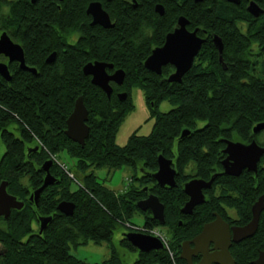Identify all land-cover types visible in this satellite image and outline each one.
Segmentation results:
<instances>
[{
	"label": "trees",
	"instance_id": "trees-1",
	"mask_svg": "<svg viewBox=\"0 0 264 264\" xmlns=\"http://www.w3.org/2000/svg\"><path fill=\"white\" fill-rule=\"evenodd\" d=\"M89 1L0 0V33L5 30L18 42L26 65L36 69V73L22 70L12 61L8 63L11 79L0 75V139L4 144L0 182L6 180L7 192L24 202L7 218L0 216V264H185L178 257L179 243L211 220L212 210L229 222L245 224L251 218L253 201L264 192L263 154L256 174L246 169L238 176L220 174L204 191V203L191 215L180 212L187 199L184 182L192 177L209 179L222 170V139L249 142L254 138L264 145L259 134L252 131L256 123L264 121V84L242 81L247 72L237 62L232 39L223 43V61L230 63L223 69L211 39L213 34L237 31L238 5L225 0H98L114 23L112 28H104L89 24L85 14ZM156 4L164 7L162 15L155 11ZM180 15L189 20L187 28L197 27V34L205 41L181 82H169L172 65L162 66V73L156 74L145 68L144 60L154 47L163 44ZM72 33H77L74 41ZM53 51L55 60L46 62ZM94 60L112 63L108 72L120 68L125 73L121 85L110 82V98L82 71L85 63ZM134 85L144 90L152 112L163 99L176 106L154 113L149 134L133 133L120 146L115 135L133 107L130 91ZM119 92H126L124 100L118 99ZM79 95L88 111L89 133L83 146L64 133ZM200 122L203 124L198 125ZM183 129L190 132L180 137ZM62 151L76 158V168L83 173L79 179L75 175L79 187L70 189V178L53 162L50 172L58 182L46 186L37 201L30 199V189L43 182L41 164L49 159L48 152ZM159 154L173 161L174 187L159 186L151 176ZM190 162L194 172L185 170ZM124 165L137 172L133 177L138 185H130L121 193L100 183L91 170ZM149 193L164 205V225L149 210L142 211L136 205ZM61 200L74 203L72 215L57 210ZM227 208L235 210L236 218L228 215ZM135 212L143 215L140 226L130 221ZM39 216H51L41 232ZM118 225H127L129 231L137 226L167 227L171 235L168 248L139 251L121 236L120 247L136 253L131 263L113 245L108 258L93 263L70 252L71 247L90 241L110 242ZM258 248L264 249V210L255 234L231 247L235 264H251Z\"/></svg>",
	"mask_w": 264,
	"mask_h": 264
},
{
	"label": "water",
	"instance_id": "water-1",
	"mask_svg": "<svg viewBox=\"0 0 264 264\" xmlns=\"http://www.w3.org/2000/svg\"><path fill=\"white\" fill-rule=\"evenodd\" d=\"M35 3L37 0H30ZM200 2L202 0H194ZM237 4L239 0H228ZM248 10L257 15L261 9L255 4L251 3ZM155 11L162 15L164 7L161 4L155 5ZM86 13L91 16V25L98 24L104 28H112L114 23L111 21L108 12L102 7L99 1H91L86 8ZM189 20L180 15L177 19V26L165 35L162 45L154 47L150 54L144 60L146 69L155 72L156 74L162 73V66L170 64L174 67V71L169 74L167 80L169 82H181L182 76L193 63L194 57L199 52L202 43L205 41L198 34V28L190 30L187 28ZM213 42L218 51L219 61H223L222 50L223 43L220 36L213 34ZM0 55L8 58V61H16L19 67L23 70H28L36 73L34 67L26 65L24 58V50L22 46L14 41L9 34L4 30L0 33ZM56 52H51L46 62H53L55 60ZM107 68H113L112 63L94 60L85 63L82 71L85 75L90 76L92 84L101 88L108 98L112 93V86L110 82L118 85L123 83L124 71L122 69H115L111 73ZM0 75L7 81L11 79L7 63L0 61ZM126 92L117 93L119 100L126 98ZM88 118V111L83 101V96L79 95L74 102V107L66 119L65 135L74 142L81 146L84 145L85 139L89 133V127L86 124ZM264 130V121L256 123L252 131L258 133ZM190 131L183 129L180 137L187 135ZM225 147L222 152L225 157L221 160L222 171L214 173L208 180L202 178H192L183 184V190L188 196V200L181 208L183 214H190L195 205L201 204L205 201L203 193L204 189L211 187L213 180L220 174L238 176L246 169L254 173L257 172L258 163L261 156L264 154V146L259 145L254 139L250 142L225 140ZM38 146H35L37 149ZM172 159L159 154L157 157V169L151 174L152 178L159 186H176V170L172 166ZM53 162L50 159L45 160L41 164V169L45 175L42 184L36 188L31 194L35 201L41 191L48 185L58 182L50 172V167ZM7 181L0 182V216L7 218L12 209L22 208L24 202L17 199L15 195L7 192ZM146 189V188H144ZM137 207L151 212V216L158 220L161 225H164V205L158 197L149 193L145 198L139 199L136 202ZM57 210L65 215H72L74 211V203L67 200H61L57 204ZM264 209V192L251 205V219L244 225L229 226L228 223L217 213L215 218L203 224L200 233L194 236L191 240H184L181 242V253L179 257L186 261V264H194L191 255L202 253V257L197 264H234V259L230 253L229 247L231 242H239L243 239L251 237L257 229L259 216ZM39 231L41 232L51 220V216H39ZM123 237L127 238L129 242L139 251L148 252L150 250H159L164 247L161 240L153 235L146 234L139 231H126ZM194 244L190 248V243ZM213 243V252L209 251L208 244ZM252 264H264V250L258 252L257 257L252 260Z\"/></svg>",
	"mask_w": 264,
	"mask_h": 264
},
{
	"label": "rangeland",
	"instance_id": "rangeland-1",
	"mask_svg": "<svg viewBox=\"0 0 264 264\" xmlns=\"http://www.w3.org/2000/svg\"><path fill=\"white\" fill-rule=\"evenodd\" d=\"M237 13H238V9H237ZM75 37L76 36H74L71 41H74ZM130 96L133 107L119 123L115 135V142L120 146L125 145L128 142L130 135H132L133 133L137 135L149 134L155 119L154 113L166 112L169 109L176 106V104L171 103L169 100L163 99L154 107L155 112H152V109L150 105L147 103V100L145 98L144 90L139 85H134L131 88ZM202 124L203 122L198 123V125H202ZM3 152H4V144L0 139V157L3 154ZM56 156H57V161L59 163H63L73 175L72 177L67 175L70 178V182H69L70 189L72 190L77 189L79 187V182L76 180V177L79 179V177H81L83 173L82 171L76 168V158L68 154L66 151L56 153ZM193 167H194V163L190 162L186 166L185 170L187 172H194ZM91 170L96 176V179L100 183L105 184L116 193L123 192L130 185H138V183L135 181L133 177L137 172H135L132 167L127 165L115 169H110L109 167L106 166L92 167ZM25 181L26 179L23 178V182ZM227 212L230 217L236 218L237 213L235 212L234 209L228 208ZM130 221L140 226L143 223V215L139 212H135L133 216L130 218ZM139 230L141 229L133 228L130 231H139ZM161 230L167 240L171 238L170 237L171 235L168 232V228L162 226ZM126 231H128L127 225H118L112 234L110 242L105 241L96 244L90 241L84 245L71 247L70 252L78 258L93 263L108 258L110 253V246L113 245L121 254V256L124 258V260L128 263H131L135 259L136 253L127 251L121 248L119 245V240L122 234ZM2 254L3 253L1 252L0 249V255Z\"/></svg>",
	"mask_w": 264,
	"mask_h": 264
},
{
	"label": "flooded vegetation",
	"instance_id": "flooded-vegetation-1",
	"mask_svg": "<svg viewBox=\"0 0 264 264\" xmlns=\"http://www.w3.org/2000/svg\"><path fill=\"white\" fill-rule=\"evenodd\" d=\"M61 1V0H59ZM92 1V0H91ZM89 1L87 3V5L91 2ZM93 1H98V0H93ZM227 2H230L228 0H225ZM100 2V1H99ZM101 3V2H100ZM232 3V2H230ZM251 3H255L260 9V13H258L257 15L251 13L249 10H248V6L251 4ZM102 4V3H101ZM235 4V3H234ZM87 5H86V8H87ZM238 5V13L236 14L235 16V27H236V32H229L224 34L223 36H220V38L222 39V43H228L231 41V39L233 40V44L236 46V52H235V56L237 58V62L240 66L241 69H243L244 71L247 72V75L242 79V81H244L245 83H263L264 84V0H239V2L237 3ZM103 7V6H102ZM86 8H85V14L88 15L86 13ZM104 8V7H103ZM105 9V8H104ZM106 10V9H105ZM107 11V10H106ZM108 12V11H107ZM247 13V14H246ZM109 14V13H108ZM90 20H89V24L91 22V16L88 15ZM110 16V14H109ZM111 19V17H110ZM112 21V19H111ZM91 25V24H90ZM96 25V24H95ZM98 25V24H97ZM77 33H72L71 34V38H73L74 36H76ZM76 38V37H75ZM203 38V37H201ZM211 39H212V42H213V35L211 36ZM205 40V38H204ZM214 44V42H213ZM219 56V55H218ZM219 60V59H218ZM0 61H3L5 63H8L9 62H12V61H8V58L3 56V55H0ZM16 62V61H15ZM220 62V61H219ZM223 69H227L229 64H227L226 62L224 61H221L220 62ZM19 64V63H18ZM20 68V67H19ZM112 69V68H111ZM23 70V69H22ZM114 71V70H113ZM112 72V71H111ZM109 72V73H111ZM112 82V81H111ZM257 134H259L258 136L261 137L260 141L262 142L264 140V130L263 131H260L258 132ZM259 138V137H258ZM226 139H229V140H234V141H242V140H239V139H230V138H224L222 139V142L224 143V147H225V140ZM254 139V138H252ZM251 139V140H252ZM250 140V141H251ZM255 140V139H254ZM249 141V142H250ZM256 141V140H255ZM244 142V141H242ZM258 144L259 142L256 141ZM247 143V142H246ZM261 146H264L263 144H259ZM36 146H39V145H36ZM223 147V148H224ZM35 148V146H34ZM222 148V150H223ZM225 154V153H224ZM225 157V156H224ZM223 157V158H224ZM262 158V156H261ZM260 158V160H261ZM222 166V165H221ZM223 169V168H222ZM222 170L218 171V172H221ZM217 173V172H215ZM192 178H197V177H192ZM190 178V179H192ZM188 179V180H190ZM203 179V178H202ZM187 180V181H188ZM205 180H208V179H205ZM177 185V183H176ZM212 186V185H211ZM211 188V187H210ZM209 189V188H208ZM208 189H204L203 190V193H204V196H205V201L207 200V195H206V192H204L205 190H208ZM35 189H30V194H29V198L30 199H34L33 197L31 198V194L33 193ZM261 195V194H260ZM259 196V195H258ZM257 196V198H258ZM145 198V197H144ZM256 198V199H257ZM255 199V200H256ZM35 200V199H34ZM188 200V196H187V199L185 200V202ZM254 200V201H255ZM204 201V202H205ZM253 201V202H254ZM185 202L183 203V205L185 204ZM203 202V203H204ZM202 204V203H201ZM253 204V203H252ZM182 205V206H183ZM200 205V204H198ZM198 205H195L193 207V210L196 206ZM182 206L180 207V212H181V208ZM231 209V208H230ZM251 209V208H250ZM193 210L190 214H184V215H191L193 213ZM228 210V208H227ZM264 210V209H263ZM182 213V212H181ZM215 213L219 214L227 223L229 226H233V225H244V224H235V223H232V222H229L228 220H226L221 214L220 212L216 211V210H213L212 211V215H213V218L211 220H213L215 218ZM183 214V213H182ZM252 216V215H251ZM251 219V218H250ZM209 220V221H211ZM208 221V222H209ZM182 220L179 221V225L181 226L182 224ZM206 223V222H205ZM204 224V223H203ZM246 224V223H245ZM203 226V225H202ZM202 226L200 228V230H198L196 233H192L190 234L189 236H187L185 239H183L181 242H183L184 240H191L194 236H196L198 233H200L201 229H202ZM167 228V227H165ZM257 230V229H256ZM129 231V230H128ZM255 234V233H254ZM253 234V235H254ZM252 235V236H253ZM123 236V235H122ZM249 238V237H248ZM247 239V238H246ZM245 239L239 241V242H231V245L229 247V250H230V253H231V247L234 245V244H238L242 241H244ZM181 242L179 243V253H178V257H179V254L181 253ZM165 247V246H164ZM194 247V244L191 242L190 243V248H193ZM208 248H209V251L210 252H213V243L210 242L208 244ZM260 250H264L262 248H258L257 251L259 252ZM258 252H257V255H258ZM232 255V253H231ZM256 255V257H257ZM191 259H192V262L194 264H197L201 257H202V253L201 252H198L197 254H194V255H191ZM233 257V255H232ZM255 257V258H256ZM180 258V257H179ZM254 258V259H255ZM181 260H183L186 264V261L182 258H180ZM234 259V264L236 262L235 258L233 257ZM252 259V260H254ZM252 260H251V264H252Z\"/></svg>",
	"mask_w": 264,
	"mask_h": 264
},
{
	"label": "built area",
	"instance_id": "built-area-1",
	"mask_svg": "<svg viewBox=\"0 0 264 264\" xmlns=\"http://www.w3.org/2000/svg\"><path fill=\"white\" fill-rule=\"evenodd\" d=\"M49 153V152H48ZM49 157L52 161H54L68 176L72 177L73 175L71 174V172L68 170V168L63 164V163H59L57 161V156L56 154H52L49 153ZM135 228H139L141 229L142 232L153 235L157 238H159L161 240V242L163 243V245L168 248V240L166 239V237L164 236V234L162 233V230L158 227H154V228H144V227H135ZM169 250V249H168ZM170 255L172 256V251L169 250Z\"/></svg>",
	"mask_w": 264,
	"mask_h": 264
}]
</instances>
